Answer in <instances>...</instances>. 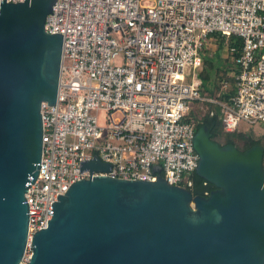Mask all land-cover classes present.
Returning a JSON list of instances; mask_svg holds the SVG:
<instances>
[{"label": "built area", "instance_id": "1", "mask_svg": "<svg viewBox=\"0 0 264 264\" xmlns=\"http://www.w3.org/2000/svg\"><path fill=\"white\" fill-rule=\"evenodd\" d=\"M43 31L61 35L59 76L54 105L39 106V168L23 195L20 264L56 195L76 181L154 182L156 165L167 185L184 187L198 160L194 124L185 120L193 102L217 106L227 133L264 124V0H54ZM210 34L241 44L230 59L234 92L226 101L201 97L193 75L184 81L185 68L200 67ZM93 157L108 170H80Z\"/></svg>", "mask_w": 264, "mask_h": 264}, {"label": "water", "instance_id": "2", "mask_svg": "<svg viewBox=\"0 0 264 264\" xmlns=\"http://www.w3.org/2000/svg\"><path fill=\"white\" fill-rule=\"evenodd\" d=\"M53 2L0 0V264L21 262L39 106L55 102L61 35L43 31ZM191 143L194 175L214 187L206 196L167 185L156 165L154 182L89 176L56 195L26 264H264L262 147H220L205 126ZM108 168L97 157L80 164L89 174Z\"/></svg>", "mask_w": 264, "mask_h": 264}, {"label": "trees", "instance_id": "3", "mask_svg": "<svg viewBox=\"0 0 264 264\" xmlns=\"http://www.w3.org/2000/svg\"><path fill=\"white\" fill-rule=\"evenodd\" d=\"M209 38L217 42L214 53H219L217 60L220 67L213 68L210 58H208V55L202 50L201 65L196 68L198 73V92L201 97L226 101L234 92L232 76L235 73V67L232 65L231 61L227 64L222 60L220 57L221 50L224 46L226 48H233L234 51L228 53L229 59H232L239 54L241 44L239 39L235 37L225 38L221 35L210 34ZM209 70L212 71L211 75H209ZM229 72H231V78L228 77ZM223 80L229 82V88L221 91V82ZM198 103H202L206 106L203 113L197 110L196 106ZM185 120L193 122L194 131L200 126H205V128L209 129V140L220 147L231 145L237 151L243 152L254 145L261 146L263 150L262 167L264 170V134L255 135L251 125L240 124L233 132H224L219 108L203 102H193L188 108ZM190 179L192 180V187L187 189L193 196H206L209 191L214 189L212 185L204 182L202 179L195 176L194 173L191 174Z\"/></svg>", "mask_w": 264, "mask_h": 264}, {"label": "rangeland", "instance_id": "4", "mask_svg": "<svg viewBox=\"0 0 264 264\" xmlns=\"http://www.w3.org/2000/svg\"><path fill=\"white\" fill-rule=\"evenodd\" d=\"M216 41H211L210 43H208L204 49L205 51V54L208 55V58H210V62L212 63L213 65V68L215 67H220V64L218 62V52L214 53L212 48L215 47L216 45ZM210 55V57H209ZM222 60L225 61V63H229V55H228V52L225 50L222 51ZM209 72V75H211L212 71H208ZM193 75L195 77V79L197 80L198 78V73H197V69H192V68H185L184 70V81H187L190 76ZM228 77L231 78V72L228 73ZM221 85H225V89H228L229 88V82L226 81V80H223L221 82ZM224 89V90H225ZM221 91H223V89H221ZM195 108V107H194ZM197 110L200 112V113H203L206 106L204 104H199L196 106ZM101 116H102V113L99 112L98 113V117H99V123H102L103 121L101 120ZM252 131L254 132L255 135H259V134H264V124L262 123H257L255 125L252 126Z\"/></svg>", "mask_w": 264, "mask_h": 264}, {"label": "flooded vegetation", "instance_id": "5", "mask_svg": "<svg viewBox=\"0 0 264 264\" xmlns=\"http://www.w3.org/2000/svg\"><path fill=\"white\" fill-rule=\"evenodd\" d=\"M190 176L189 175L186 179H185V182H184V187L185 188H191L192 187V180L190 179Z\"/></svg>", "mask_w": 264, "mask_h": 264}, {"label": "crops", "instance_id": "6", "mask_svg": "<svg viewBox=\"0 0 264 264\" xmlns=\"http://www.w3.org/2000/svg\"><path fill=\"white\" fill-rule=\"evenodd\" d=\"M211 41H212V40L208 37L207 43L205 44L203 50L205 49L206 45H207L208 43H210ZM214 48H215V47L212 48L213 52H214V50H215ZM223 50H225V52L227 51L225 46H224V47L222 48V50H221V54H220V57H221V58L223 57V56H222V51H223ZM229 62H230V59H229Z\"/></svg>", "mask_w": 264, "mask_h": 264}]
</instances>
